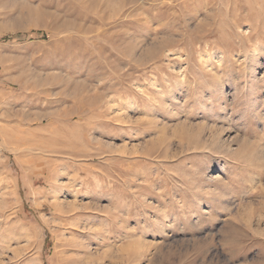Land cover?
<instances>
[{"label": "rangeland", "instance_id": "374dc122", "mask_svg": "<svg viewBox=\"0 0 264 264\" xmlns=\"http://www.w3.org/2000/svg\"><path fill=\"white\" fill-rule=\"evenodd\" d=\"M0 264H264V0H0Z\"/></svg>", "mask_w": 264, "mask_h": 264}, {"label": "trees", "instance_id": "16d2710c", "mask_svg": "<svg viewBox=\"0 0 264 264\" xmlns=\"http://www.w3.org/2000/svg\"><path fill=\"white\" fill-rule=\"evenodd\" d=\"M9 38H4V39H1V41H7Z\"/></svg>", "mask_w": 264, "mask_h": 264}, {"label": "bare ground", "instance_id": "6f19581e", "mask_svg": "<svg viewBox=\"0 0 264 264\" xmlns=\"http://www.w3.org/2000/svg\"><path fill=\"white\" fill-rule=\"evenodd\" d=\"M158 43V42H157ZM166 43V42H165ZM172 43V42H171ZM161 44V43H160ZM151 45V44H150Z\"/></svg>", "mask_w": 264, "mask_h": 264}]
</instances>
